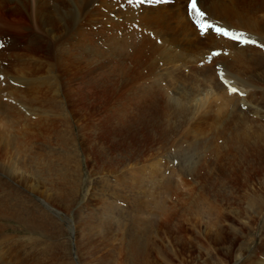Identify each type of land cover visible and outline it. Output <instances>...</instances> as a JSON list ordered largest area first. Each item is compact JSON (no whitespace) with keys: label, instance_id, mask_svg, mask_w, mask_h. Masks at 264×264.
Returning <instances> with one entry per match:
<instances>
[{"label":"rangeland","instance_id":"obj_1","mask_svg":"<svg viewBox=\"0 0 264 264\" xmlns=\"http://www.w3.org/2000/svg\"><path fill=\"white\" fill-rule=\"evenodd\" d=\"M103 30L42 28L0 81V264H264V31L194 56L115 49Z\"/></svg>","mask_w":264,"mask_h":264},{"label":"bare ground","instance_id":"obj_2","mask_svg":"<svg viewBox=\"0 0 264 264\" xmlns=\"http://www.w3.org/2000/svg\"><path fill=\"white\" fill-rule=\"evenodd\" d=\"M198 2L210 23L234 31H264V0ZM186 3L187 0H168L164 4L145 3L136 6L135 3L129 5L127 0H80L74 8L70 7L69 0H56L52 7L42 0H0V81L10 79L7 66L13 56H21V44L29 43L32 46L40 42V29L43 28L54 39L70 28L77 27L82 31L88 29L97 20L104 28L107 44L115 49H144L158 43L159 39L162 43L182 45L192 51L194 56L209 46L220 45L231 49L244 47L212 32L201 35L195 26L197 18L186 11ZM10 15H21L28 23L23 29L17 30L20 39L13 37L17 33L8 27L7 18ZM253 59L257 65L264 63V55L258 52ZM201 80L197 81L196 89L188 98L196 102L199 110L205 111L212 107L214 100L216 102L214 88L217 84L213 76L205 75ZM18 169L19 166L14 164L12 172Z\"/></svg>","mask_w":264,"mask_h":264},{"label":"snow or ice","instance_id":"obj_3","mask_svg":"<svg viewBox=\"0 0 264 264\" xmlns=\"http://www.w3.org/2000/svg\"><path fill=\"white\" fill-rule=\"evenodd\" d=\"M168 0H127L129 5L133 3L136 6L143 5L145 3L148 4H164L167 3ZM186 11L190 15L196 16V23L199 26L201 35H207L208 33L212 32L217 36L223 37L230 41L235 42L237 45H255L257 42L256 40L250 38L246 33L230 30L227 27L218 26L214 23L208 22V17L205 11L202 10V7L199 5L198 0H187L186 3ZM201 21H204L203 23ZM260 47L264 48V44H260ZM222 53L219 51H213L209 56V63H212L213 57H219ZM218 76L220 83L227 89L230 95H239L244 96L245 93L239 91L237 87H234L232 83L228 79L225 78V73L218 69Z\"/></svg>","mask_w":264,"mask_h":264}]
</instances>
